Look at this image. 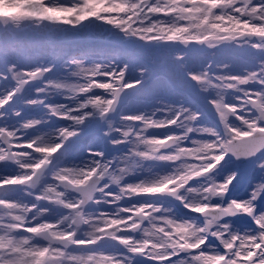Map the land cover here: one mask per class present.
<instances>
[{
  "label": "snow or ice",
  "instance_id": "obj_1",
  "mask_svg": "<svg viewBox=\"0 0 264 264\" xmlns=\"http://www.w3.org/2000/svg\"><path fill=\"white\" fill-rule=\"evenodd\" d=\"M93 18L147 44L264 52V0H34L22 7L7 0L0 32L25 22L76 27ZM73 64L71 75L82 83L45 81L47 67L0 70V168L13 170L0 190L20 189L31 200L0 199V264H134L137 257L150 264H264V159L248 197L232 196L245 180L236 162L264 156V61L241 74L228 72V64L217 72L211 63L196 71L180 64V78L206 111L161 103L125 112L130 90L146 86L152 69L130 80L128 64ZM37 82L42 86L24 104L42 106L46 116L26 118L14 105ZM51 92L67 102L47 103ZM52 119L60 125L45 129ZM95 128L126 151L109 158L103 141L90 140L69 161V149ZM149 161L172 171L129 181ZM193 181L200 186L189 187ZM145 197H172L204 221L178 222ZM237 216L248 217L255 231H233L227 221Z\"/></svg>",
  "mask_w": 264,
  "mask_h": 264
},
{
  "label": "rangeland",
  "instance_id": "obj_2",
  "mask_svg": "<svg viewBox=\"0 0 264 264\" xmlns=\"http://www.w3.org/2000/svg\"><path fill=\"white\" fill-rule=\"evenodd\" d=\"M18 4V3H17ZM21 6V5H20ZM22 7V6H21ZM4 12V6L0 5V13ZM185 23V22H181ZM97 25V26H95ZM87 28L89 30H87ZM109 28H112L110 31ZM41 29L46 31L45 34H40V30L35 29H26L24 24H21L18 28L9 27L7 32H3L0 35V47L4 48L5 46L17 47L21 43H28L34 49L42 50L49 49L51 53L54 51L56 54L54 57H58L60 52H66L67 57L70 60L75 58H83L87 55L95 56L92 58H103L102 54H100L101 47L111 48L110 51L107 52L109 56L113 58L118 56V69L123 67L125 64L129 65L128 78L130 80L138 79V71L140 69L148 68L153 71L152 80L141 88L132 89L130 92L133 95L144 96L147 94L150 84L153 80H159L163 83L168 89L174 91L175 89L188 88L185 82L180 78L178 74V66L180 64H186L188 69L191 71L198 70L197 67H204L208 63L215 64L216 60L226 59L232 53L238 52L239 48L229 47L223 51L219 49H207L205 47H201L198 45H189L184 46L182 44L168 45V44H147L144 41H139L133 37L125 36L122 32L115 30V27L107 25L105 23H97L96 20L90 19L88 21L83 22L81 25L73 27L70 25H64L56 29L55 26H52L50 23L45 22L41 24ZM24 31L26 33L25 37L19 38L16 34ZM5 34V37H2ZM49 35L51 38H49ZM116 50H119L116 53ZM172 52L174 54H182L188 56V60L179 62L177 60V64H172L171 67H167L166 62H174V58H171ZM216 53L213 56V53ZM202 54H205L204 57ZM43 64V63H40ZM40 68L43 65H39ZM39 68L34 66L33 69ZM253 67H245L241 72L234 74H241L245 70H252ZM75 66H67L65 69L60 70L56 73L58 83H82L80 80H64V77L67 74H70L75 71ZM189 89V88H188ZM190 90V89H189ZM131 95V96H133ZM129 97V99L131 98ZM198 101V97L196 98ZM144 101V99H143ZM200 105L203 107L202 102ZM123 106V105H122ZM115 121V117L113 118ZM214 123L209 118V124ZM95 139L97 143L103 141L104 146L106 148V155L111 158L113 156H117L119 149H113L111 145L104 140L102 136L101 128H95L90 130L89 134L80 140L77 144H74L68 153V158H70L76 149L85 144L90 139ZM264 159V156L253 159L250 163H245L243 165H239L240 168L243 169L245 180L241 185H238L237 192L242 193L244 187L250 180V175H258V178L261 175V172L257 169L256 165L261 160ZM232 167L236 166L235 164L230 165ZM173 167V166H172ZM0 169H10V168H0ZM149 202H155L157 204L166 203L167 208L172 211V215L177 219H182V215L185 214L181 205L178 201L174 206L168 200H162L160 198L148 197ZM264 201V197L261 198L260 206L262 207V202ZM215 203V201H213ZM193 219L199 220L198 214L193 213ZM228 223L233 225H247L248 233L254 232L255 225L252 221L246 216H237L231 217L227 221Z\"/></svg>",
  "mask_w": 264,
  "mask_h": 264
},
{
  "label": "bare ground",
  "instance_id": "obj_3",
  "mask_svg": "<svg viewBox=\"0 0 264 264\" xmlns=\"http://www.w3.org/2000/svg\"><path fill=\"white\" fill-rule=\"evenodd\" d=\"M15 2L23 6L27 3L34 2V0H15ZM45 2L51 3L53 5L71 6V5L77 4L79 0H45ZM5 3H7V0H0V5L4 6ZM96 22L103 23L101 20H96ZM23 24L26 29L40 30V34H45L46 32L41 29V24L37 26L36 22H25ZM51 25L55 26L56 29L64 26V25H58V24H51ZM109 29L110 31H112V28H109ZM87 30L89 29L87 28ZM2 37H5V34H3ZM110 50L111 48L101 47L100 54L103 55L102 59L92 58L95 56L87 55L83 58H75L73 60H70L67 57L65 58V56L67 55V51L60 52L59 56L56 58L54 57V55L56 54L54 49H53L54 53H51V50L49 49L38 50L28 45V43H21L19 46L15 48L10 47V46L9 47L5 46L4 48L0 47V70H3V68L9 64H15L21 69H28V70H32L34 66H37L40 68L39 65H43V67L52 69V71L45 76L44 80L45 81L51 80V81L58 83L56 73H58L60 70L65 69L67 66H75L73 64V61H79L85 67H92L94 65L100 64V65H109L111 68H116L118 70L119 57L116 56L113 58L112 56H109L107 52ZM118 51L119 50H116V53H118ZM179 55L180 54H174L172 52L170 57L174 58V62H169V61L166 62L167 67H171L172 64H177L176 57H178ZM202 56H203V59L204 57H206L205 54H202ZM181 57H183V60H179V62L188 60V56L186 55L184 56L182 54ZM260 61H264V52H257L251 49L250 47L243 46L239 48L238 52L232 53L226 59H222V60L217 59L216 63L212 64L211 71L217 72L218 65L228 64L229 67L227 71L234 74V73L241 72L245 67L255 68L258 62ZM40 63H43V64H40ZM201 68H202L201 66L197 67L198 70ZM62 79L69 81L73 79L77 80L78 78L73 77L70 74H67L64 77H62ZM40 86H42L41 82H37L33 85H30L25 90L22 97L19 100H17L14 105L16 109L21 110L23 112L26 118H43L46 116L45 109L42 106L29 107L24 104L25 100L34 98V95H35L34 90L35 88L40 87ZM96 91H102V90H96ZM0 94H2V91H0ZM63 95L64 93L51 92L46 102L47 103H66L67 101L62 99ZM197 97L200 101L196 99ZM229 99H231V94H229ZM200 102H202L203 107L200 105ZM161 103L172 104V105L184 104L185 106L198 107L201 111H206V101L201 96L195 94L191 89L189 90L188 88H182L180 90L175 89L174 91H171L170 89H168V87H166L159 80H153V82L150 84V88L146 95L131 96V98L127 102V107L124 110L125 112L150 111L154 108L160 107ZM115 122L118 123V120L115 119ZM207 123L209 124V118L207 120ZM59 125H60L59 121L52 119L51 123L49 125H45L44 128L47 129V128L59 126ZM90 140H94L97 143L95 139L91 138ZM122 151H126V149L123 147L119 149L117 156ZM72 159H73V155L71 156V153H70V158H68V160L71 161ZM67 162L68 161H66V163ZM171 171H172V165H165V164H161L158 162L149 161V162H144L142 168L139 169L135 175L129 177L128 179L129 181H136V180H141V179L151 180L159 176L169 174ZM12 172H13L12 169H0V179H3L4 175L6 174H12ZM257 176L258 175H250V180L244 187L242 193H239L236 191L238 186L235 189H233V192H232L233 198L239 197V198L246 199L248 197V191L251 189V181L257 179L256 178ZM200 184H201V181H193L191 182L189 187L198 188ZM0 199H17L21 201L31 202L30 198L27 196H24L22 190L20 189L0 190ZM143 199L148 200V197H145ZM158 205L162 206L164 209H167L170 217L177 220L178 222L188 221V222H194L197 224H202L204 221V219L194 220L193 213L188 212V210L185 209L183 206L182 208L185 214L182 215L183 217L182 219H177L176 217L172 215V211H170L167 208L166 203H162ZM262 205H263L262 207H264V201L262 202ZM255 227L253 228L255 229ZM247 228H248L247 225L245 226L233 225L232 226V230L240 234H249ZM134 264H150V262L143 261L141 258L137 257L134 260Z\"/></svg>",
  "mask_w": 264,
  "mask_h": 264
},
{
  "label": "water",
  "instance_id": "obj_4",
  "mask_svg": "<svg viewBox=\"0 0 264 264\" xmlns=\"http://www.w3.org/2000/svg\"><path fill=\"white\" fill-rule=\"evenodd\" d=\"M0 33H2V32H0ZM19 36L22 37V36H23V33H21ZM250 161H251V160H250ZM250 161H245V162H250ZM245 162H243V163H245ZM238 163H239V162H238ZM239 164H242V163H239ZM169 198L175 202V200H174L172 197H169Z\"/></svg>",
  "mask_w": 264,
  "mask_h": 264
}]
</instances>
